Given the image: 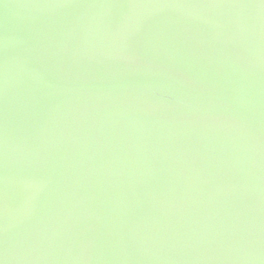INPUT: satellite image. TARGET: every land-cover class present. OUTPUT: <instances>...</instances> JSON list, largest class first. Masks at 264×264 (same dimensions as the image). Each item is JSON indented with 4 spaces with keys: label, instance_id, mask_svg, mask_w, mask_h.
I'll return each mask as SVG.
<instances>
[{
    "label": "water",
    "instance_id": "95a60500",
    "mask_svg": "<svg viewBox=\"0 0 264 264\" xmlns=\"http://www.w3.org/2000/svg\"><path fill=\"white\" fill-rule=\"evenodd\" d=\"M0 264H264V0H0Z\"/></svg>",
    "mask_w": 264,
    "mask_h": 264
}]
</instances>
